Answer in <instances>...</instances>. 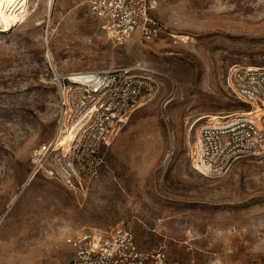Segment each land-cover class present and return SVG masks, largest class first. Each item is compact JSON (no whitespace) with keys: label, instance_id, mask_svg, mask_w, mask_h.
Returning a JSON list of instances; mask_svg holds the SVG:
<instances>
[{"label":"rangeland","instance_id":"1","mask_svg":"<svg viewBox=\"0 0 264 264\" xmlns=\"http://www.w3.org/2000/svg\"><path fill=\"white\" fill-rule=\"evenodd\" d=\"M9 0L0 29V264H68L66 235L128 229L172 264H264V156L222 179L195 172L200 117L251 111L231 68L264 67V0H158L162 32L107 40L87 0ZM49 10V11H48ZM151 72L156 92L118 126L98 175L81 187L32 175L54 134V74Z\"/></svg>","mask_w":264,"mask_h":264},{"label":"built area","instance_id":"2","mask_svg":"<svg viewBox=\"0 0 264 264\" xmlns=\"http://www.w3.org/2000/svg\"><path fill=\"white\" fill-rule=\"evenodd\" d=\"M87 5L99 30L114 44L137 30L146 43L162 32L154 17L158 0H87ZM54 77L57 126L33 151L32 175L78 188L98 175L118 126L156 92L157 83L151 72L135 68ZM228 82L235 98L252 111L257 108L260 116L256 120L234 113L200 125L189 161L195 172L211 180L224 178L238 162L264 156V67L231 68ZM64 244L74 253L68 264H172L162 249L140 250L132 232L121 226L109 232L78 230L66 235Z\"/></svg>","mask_w":264,"mask_h":264},{"label":"bare ground","instance_id":"3","mask_svg":"<svg viewBox=\"0 0 264 264\" xmlns=\"http://www.w3.org/2000/svg\"><path fill=\"white\" fill-rule=\"evenodd\" d=\"M53 3H54V0H49V2H48L50 11H51V8L53 6ZM8 4H9V0H0V29H4V30H9V28L11 27L9 20L4 15V9H5V7L8 6ZM249 68H257V67H249ZM237 114H239L241 117L249 116L250 118L256 119V120H258V118L260 116V112L257 108L253 109V111L252 110L251 111H245V112L240 111ZM221 115L222 114H220V113L205 115L202 118L200 117L198 122L201 120H205V122H208V121L213 122V121H218L220 119L226 118V116L223 117ZM65 140H66V138L64 139V141ZM62 141H63V139H62Z\"/></svg>","mask_w":264,"mask_h":264}]
</instances>
